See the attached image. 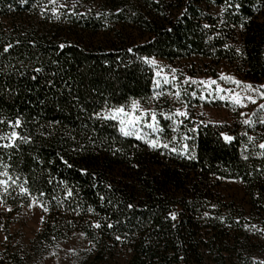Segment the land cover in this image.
<instances>
[{"label": "trees", "instance_id": "16d2710c", "mask_svg": "<svg viewBox=\"0 0 264 264\" xmlns=\"http://www.w3.org/2000/svg\"><path fill=\"white\" fill-rule=\"evenodd\" d=\"M64 1L0 0V170L17 184L9 204L34 196L47 209L30 247L0 248V264H33L75 232L93 246L81 264H111L122 251L125 264H257L243 210L218 191L240 181L264 228L256 141L235 130L225 141L205 123L174 153L95 113L151 97L144 57L226 61L264 83V0Z\"/></svg>", "mask_w": 264, "mask_h": 264}, {"label": "rangeland", "instance_id": "374dc122", "mask_svg": "<svg viewBox=\"0 0 264 264\" xmlns=\"http://www.w3.org/2000/svg\"><path fill=\"white\" fill-rule=\"evenodd\" d=\"M50 3L56 5L55 8L66 5L64 0H55L54 3ZM152 59L156 61L155 65L148 63L153 69L152 95L146 100L133 101L139 102L137 115L140 114V110L156 112L158 122L156 127L161 131H153L141 125V135L145 139L140 140L145 142L147 139H158L161 143L168 144L169 149L178 150L191 128L210 123L221 126L222 133L228 136L232 137L230 132L235 130L246 133L248 138L252 137L251 141H256L258 146L264 144V123L260 122L264 120V109H260V105L264 104V97L260 96V92H264V89L259 88L264 85L263 82L246 79L234 64L226 61L216 63L197 55L173 61L159 57L149 58V60ZM157 72L160 73L159 76L156 75ZM222 76L232 77L241 83L236 84L230 80L221 79ZM165 78L170 82L165 83ZM157 80L159 86L156 85ZM186 80H188L187 83ZM192 80L197 83H192ZM201 81L205 83H200ZM210 81H216V83L209 84ZM246 84H251L253 89L246 90L244 88ZM218 88L224 91L220 92ZM177 90L180 91L179 98L175 96ZM193 92L196 93L195 96L192 95ZM158 93L162 94L157 95ZM235 94L244 98L242 103L245 106L234 104L231 97ZM248 96L256 100V103L247 100ZM133 101L124 107L126 111L132 110ZM108 109L111 108L102 112ZM177 109L186 110L188 116L176 115ZM165 117H171V119ZM245 120H249L250 123L245 124ZM145 122H152L150 114L145 118ZM116 123L119 129L118 121ZM2 172L5 171L0 170V173ZM0 179H7V177L0 176ZM16 185L9 181L8 185L0 186V248L5 246L11 249L29 248L31 241L43 225L45 211L36 197L31 196L28 204H23L22 199L17 197L11 198L16 202L15 205L8 203L9 193L13 188L17 189ZM5 188H7L6 191ZM218 191L224 202L239 211L243 210L248 238L247 250L257 264H264V228L259 225L258 217L250 208L248 195L242 183L227 179L221 183ZM92 249L90 241L82 233L75 232L66 240L57 242L48 253L33 264H81ZM127 259V253L122 251L112 259L111 264H125Z\"/></svg>", "mask_w": 264, "mask_h": 264}, {"label": "snow or ice", "instance_id": "6c2138e0", "mask_svg": "<svg viewBox=\"0 0 264 264\" xmlns=\"http://www.w3.org/2000/svg\"><path fill=\"white\" fill-rule=\"evenodd\" d=\"M50 2L54 3L55 0H50ZM225 4L228 7L232 6L231 4L228 3V0H225ZM235 7L239 8L240 5L236 4ZM53 11H55V9ZM204 27L207 28V27H209V25H205ZM241 27H243V25H241ZM10 47H11V45H8V47H6L4 49V51L7 52ZM60 47H64V45H61ZM129 51H131V49H129ZM143 59L145 60L146 63H150L152 65L156 64V61L154 59L149 60V58H147V57H144ZM34 71L39 73V72H42L43 69L36 68V69H34ZM173 71H175V70H173ZM156 75L159 76L160 73L157 72ZM33 79H35V77H33ZM221 79L230 80V81H232V82H234L236 84H240L241 83L240 81L234 80V78H232V77L222 76ZM188 80H191V78H188ZM188 80H186L185 82L187 83ZM164 82L165 83H169L170 81L167 78H165ZM191 82L192 83H197V81H195V80H192ZM200 83H205V82L201 81ZM208 83L209 84H215L216 81H210ZM156 85L159 86V81L158 80L156 81ZM244 88L246 90H251V89H253V86L251 84H246V85H244ZM259 88L264 89V85L259 86ZM217 90L220 91V92L224 91V89H220V88H218ZM160 94H162V93H158L157 95H160ZM192 95L195 96L196 93L193 92ZM175 96L177 98H179V96H180V91L179 90H177L175 92ZM260 96L264 97V92H260ZM201 98L203 99V97H201ZM221 99H223V97H221ZM231 99L234 102V104L240 105L242 107L245 106L242 103V99H244V98H242L239 94L232 95ZM246 99L249 100L251 103H256V100H254L251 96L246 97ZM131 109H132L131 111H126L123 106H120V107H115V108L108 109L107 111L102 112V113H95V115L97 116V118H101V119H105V120H109L110 119V120L118 121V123H119V132L122 135H124V136H136L138 139H145V137L141 135V131H142L141 125H143L144 127L149 128V129H153V131H161V129H158L156 127L158 122H157V119H156V115L157 114H156L155 111L149 112V111L140 110V114L137 115L136 113H137V110L139 109V102L138 101H133V103L131 105ZM260 109H264V104L260 105ZM149 114L151 115V121L152 122L151 123H146L145 122V118L147 116H149ZM176 115L187 117L188 113H187L186 110L185 111H181L180 109H177L176 110ZM165 118L166 119H171V117H165ZM260 122L264 123V120H261ZM19 123H20L19 120H17L15 126H19ZM244 123L245 124H249L250 121L249 120H245ZM192 131H195V129H192ZM221 135L223 136V139L225 141L230 142L233 139V137L228 136L227 134L222 133ZM16 138H19V137H18V134L15 131H13L11 133V136L8 137V139H10V140H14ZM2 139H5V137L0 136V140H2ZM185 139H188V137H185ZM249 139L251 140L252 137H249ZM145 142L148 143L149 146L154 148V149L158 148V147L169 148L168 144L161 143L158 139H147ZM2 146L3 147H11L12 145L11 144H5V145H2ZM259 147L261 149H264V144H260ZM171 151L175 153V152H177V149L176 148H171ZM187 152H188V145L185 144L183 146V151L181 153H179V154L187 155ZM188 158L192 159L194 157L189 156ZM246 158L247 157H245V159ZM65 163H67V161H65ZM69 167H71V165H69ZM0 176L7 177V179H0V186L8 185L9 181H11L13 184L15 183V180H13L11 176H9L7 171L0 173ZM6 190H7V188H5V191ZM20 190H21L22 193H25V194L28 193V189L26 187H21ZM68 195L71 196V191L70 190L68 192ZM129 207H132V205H129ZM9 211H10V209H9ZM45 211H47V209H45ZM89 211H92V209L89 208ZM170 216H171L172 219L176 218V214L175 213H170ZM94 226L99 228L100 224H95ZM108 227H112V225H108ZM117 239H119V237H117Z\"/></svg>", "mask_w": 264, "mask_h": 264}]
</instances>
